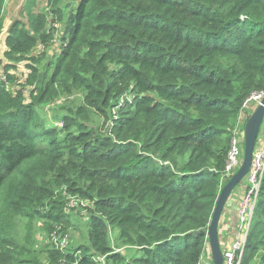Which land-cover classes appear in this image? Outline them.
Segmentation results:
<instances>
[{
  "label": "trees",
  "instance_id": "1",
  "mask_svg": "<svg viewBox=\"0 0 264 264\" xmlns=\"http://www.w3.org/2000/svg\"><path fill=\"white\" fill-rule=\"evenodd\" d=\"M36 1L5 38L0 264H200L243 104L264 91V0ZM50 24L65 43L46 85L29 58L26 100L10 71L51 45ZM50 85L82 92L61 129L42 115ZM67 196L89 205L85 244L68 232ZM19 219H46L72 246L43 263L13 239ZM240 264H264V178Z\"/></svg>",
  "mask_w": 264,
  "mask_h": 264
},
{
  "label": "rangeland",
  "instance_id": "2",
  "mask_svg": "<svg viewBox=\"0 0 264 264\" xmlns=\"http://www.w3.org/2000/svg\"><path fill=\"white\" fill-rule=\"evenodd\" d=\"M27 1L28 0H6L3 13V34L0 37V80H5V74L2 71V66L8 64V60L4 57V52L6 50L5 38L8 29L11 24L17 20L26 24L24 7L26 6ZM75 2L76 0H63L61 6H69V8H66V10L69 11L70 7L73 6ZM46 7L47 0H37L34 11L42 12ZM67 11H65V13ZM49 31L53 34V42L51 43V45L44 48L42 44H38L28 53L25 59L19 62H14L13 64H15L16 69L10 71L11 76L13 77V82L8 85V88L14 94H18L19 91H22V94L24 95L26 100H29L30 92L33 91L34 88L27 83L29 71L26 66L28 64H32L29 58H35V56L41 58V62L39 64L41 74L39 75V79L40 81H43L44 85H46L49 82V78L53 70V68H46V65L48 62L54 65L59 51L65 43V41L62 40L63 27L61 25L50 24ZM49 88L50 91L45 96L46 102L43 105V112L42 110L41 112L42 115L49 118V122H52L61 129L63 124L60 121V117L65 114L69 108L71 110H75L82 105V92L74 89L66 90L57 85H54L53 87L52 85H50ZM253 105L254 103L249 104V109L254 108ZM244 111H247V108H245ZM53 117H55L56 119H54ZM99 121L100 124H102V121L100 119ZM263 128L264 122L260 129V135H262ZM238 148L240 150L238 159L242 160L243 145L239 144ZM231 176L227 178V180H229ZM244 183H248L246 178L244 179ZM80 202L81 201H79L77 198L69 196L64 199L65 211L68 213V215H70L71 222V226L70 229L68 228V232L70 235L75 234L74 239L76 243L85 244L87 241L85 228L86 222L84 221V215L86 214L89 205L85 202ZM45 221L46 219H39L33 222H29L27 219H19L17 222L16 230H14L13 232V239L16 240V242L20 244V246L29 249L30 254L35 255L36 253H38V258L40 256L43 263H47L45 260V255L43 254L45 250H52V248L55 249L59 246L64 250L72 246L71 243L69 244V242L71 241L69 240L68 235L61 234L60 228H56V230L51 234L47 231H44L43 226ZM62 232L65 233L64 231ZM116 237L117 233L115 231H111L110 239L112 242V246L115 250H118ZM99 261L102 262V259H100Z\"/></svg>",
  "mask_w": 264,
  "mask_h": 264
},
{
  "label": "built area",
  "instance_id": "3",
  "mask_svg": "<svg viewBox=\"0 0 264 264\" xmlns=\"http://www.w3.org/2000/svg\"><path fill=\"white\" fill-rule=\"evenodd\" d=\"M264 97V91L253 94L243 104L242 109L248 108L249 104L254 103L257 106ZM264 122V121H263ZM235 135L231 140L230 149L227 156V163L224 170V177L229 178L240 167L242 160L238 159L240 150L238 148L237 137ZM243 138V137H242ZM264 178V128L262 135H258L256 140L250 169L246 175L247 185L238 204V227L235 239L230 248L222 251L223 264H240L250 224L258 198V194ZM203 261V260H202Z\"/></svg>",
  "mask_w": 264,
  "mask_h": 264
},
{
  "label": "water",
  "instance_id": "4",
  "mask_svg": "<svg viewBox=\"0 0 264 264\" xmlns=\"http://www.w3.org/2000/svg\"><path fill=\"white\" fill-rule=\"evenodd\" d=\"M263 121L264 97L245 121L243 138L238 140V143L243 145V158L241 165L227 181V183L222 187L217 198L210 223L206 230L207 243L212 264H223V255L221 249L222 236L219 232L220 218L223 215L225 208L229 206V200L233 192L238 186L243 184V181L250 169L256 140L258 138ZM203 233V231H200L198 233L193 232L192 234L197 236L198 234ZM200 264H205V262L201 261Z\"/></svg>",
  "mask_w": 264,
  "mask_h": 264
},
{
  "label": "crops",
  "instance_id": "5",
  "mask_svg": "<svg viewBox=\"0 0 264 264\" xmlns=\"http://www.w3.org/2000/svg\"><path fill=\"white\" fill-rule=\"evenodd\" d=\"M254 108H250V106L247 108V111H245L243 114H241L237 124H236V137L237 141L243 137L244 132V124L247 119V117L250 115V113L255 109V105H253ZM246 185L243 181V184L241 186H238L234 193L232 194L230 200H229V206H227L224 210L223 215L220 218V224H219V232L222 236L221 241V249L222 251L227 250L231 247L232 243L234 242L235 235L237 232L238 227V204L242 197V194L245 191ZM209 249V248H208ZM205 264H212L210 252L208 251L205 253L203 259Z\"/></svg>",
  "mask_w": 264,
  "mask_h": 264
}]
</instances>
